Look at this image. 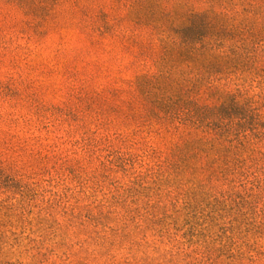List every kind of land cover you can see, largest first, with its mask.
<instances>
[{
  "label": "clouds",
  "instance_id": "clouds-1",
  "mask_svg": "<svg viewBox=\"0 0 264 264\" xmlns=\"http://www.w3.org/2000/svg\"><path fill=\"white\" fill-rule=\"evenodd\" d=\"M25 11L21 19L0 0V176L13 178L12 186L0 189L8 207L0 229V264H264V0H26ZM73 15L85 32L109 29L112 46L102 61L108 69L103 76L116 81L111 87L118 91L105 94L107 103L98 111L70 101L63 114L41 115L58 126L67 127V121L70 132L78 131L76 138L90 142L87 156L69 153L52 163L66 179L65 169H80L79 179L87 185L98 175L96 156L136 171L144 158L161 156L158 137L165 151L152 177L157 183L149 203L175 205L179 232L158 237L141 223L121 243L118 220L110 225L115 236L105 230L95 243H85L88 237L79 245L75 239L44 244L39 236L30 241L27 225L21 234L18 213L31 193L43 191L37 173L50 164L22 150L14 138L18 117L9 107L16 101L8 90L19 87L12 71L20 54L17 37L27 27L29 34L35 29L55 38ZM193 16L203 22L205 35L190 46L174 33ZM189 47L191 65L185 58ZM149 61L152 67L146 69ZM95 78L89 76L93 87ZM229 98L238 101V115L221 120L219 106ZM37 107L42 111L39 102L33 110ZM241 140L243 151L229 152L226 142ZM236 193L246 194L245 203L236 218L225 216L218 225L237 231L224 236L216 227L204 239L184 236L183 211L194 199L210 203L230 195L235 199ZM229 237L236 240L231 248Z\"/></svg>",
  "mask_w": 264,
  "mask_h": 264
},
{
  "label": "rangeland",
  "instance_id": "rangeland-1",
  "mask_svg": "<svg viewBox=\"0 0 264 264\" xmlns=\"http://www.w3.org/2000/svg\"><path fill=\"white\" fill-rule=\"evenodd\" d=\"M65 2L78 4V0ZM4 3L9 5L19 18L26 16L25 10L7 0H4ZM109 37L110 31L107 27L103 31L93 28L91 32L80 29L75 23L74 15L72 22L64 26L55 38H50L49 33H37L35 29L29 34L27 27L20 28L17 37L20 54L15 67L12 68L14 79L19 78V87H10L8 90L9 99L16 101L15 104H9L14 110V115L18 117L13 129L14 138L19 141L22 150L34 153L43 158L42 162L47 161L50 164L40 168L37 173L40 177L38 188L43 191L31 193L17 216L22 225L21 234L23 225H27V231L31 233L28 237L30 241L39 236L40 242L44 244L59 240L63 245L67 239H75L79 245L82 237H88L85 243H95L97 237L105 230L115 236L116 230L110 225L118 220L122 222L119 233L122 237L121 243L130 239L141 223L146 231L155 230L158 237L168 235L169 230L180 231L178 224L181 218L174 215L177 212L175 205L158 208L157 205L149 203L153 185L157 183L152 177L154 173H158L160 165L157 161L163 157L165 151L163 141H159L158 137L154 139L161 145V156L144 158L136 171L125 168L123 164H114L108 161V157L101 160L96 156L98 175L87 185L79 179L80 169H65L69 178L66 179L61 175L56 163H52L69 153L74 158L87 156V152L91 150L90 142H85L84 136L76 138L78 131L70 132L68 129L71 125H68L67 121V127L58 126L50 117L42 120L41 115L63 114L70 101L86 104L88 110L98 111L107 103L104 95L114 96L118 91L111 87L116 81H109L103 76L108 69L102 61L112 46ZM144 67L150 69L151 62ZM92 74L96 76L95 87L89 82V76ZM127 79V76L121 78L122 81ZM96 89L101 91L97 92ZM29 99L33 103H27ZM2 100L0 97V101ZM37 102L42 106V111L41 107L33 110V105ZM236 103V99L229 98L219 106L221 120L237 117L239 108ZM2 106L0 103V107ZM99 114L102 116L103 111H99ZM70 115L72 124H75L74 114ZM244 147L246 145L240 150L243 151ZM92 154L95 155V152ZM88 159L91 162V157ZM71 184H75L78 190L70 187ZM12 185L11 176H0V189ZM245 195L236 193L235 199L230 195L227 200L210 203L199 198L194 199L183 211L182 224L186 228L184 236L189 240L197 236L204 239L211 236L216 227H220L224 236L237 231L234 227L225 229L219 226L218 220H223L228 215L234 216L236 210L245 203ZM116 209L123 215H119ZM7 211L8 207L0 198V229L5 226ZM229 240L231 243L227 247L231 248L236 240L233 237H229ZM160 242L163 243V240ZM218 251L224 252L223 249Z\"/></svg>",
  "mask_w": 264,
  "mask_h": 264
},
{
  "label": "trees",
  "instance_id": "trees-1",
  "mask_svg": "<svg viewBox=\"0 0 264 264\" xmlns=\"http://www.w3.org/2000/svg\"><path fill=\"white\" fill-rule=\"evenodd\" d=\"M10 4L17 6L21 10H25L26 8V0H7ZM205 35V28L203 22L198 19L197 17L193 16L189 19L187 22V25L185 27H182L181 29L177 30L174 33L175 39L179 40L181 43L185 45L194 46V43L196 41H199L204 38ZM169 40H172V37H169ZM165 41L161 40V51L163 52V45ZM192 51V48L189 47L188 53L185 54L186 60L191 65L192 62V56L190 55ZM166 56V53H165ZM238 104V103H236ZM233 116V115H232ZM235 117H231L230 119H234ZM226 146L229 150V152L235 151L237 148H241L244 146L243 140L236 142L234 145L227 144ZM231 159V156L229 157Z\"/></svg>",
  "mask_w": 264,
  "mask_h": 264
}]
</instances>
